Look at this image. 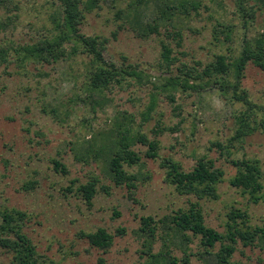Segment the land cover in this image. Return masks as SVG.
Masks as SVG:
<instances>
[{"label":"rangeland","instance_id":"1","mask_svg":"<svg viewBox=\"0 0 264 264\" xmlns=\"http://www.w3.org/2000/svg\"><path fill=\"white\" fill-rule=\"evenodd\" d=\"M9 1L0 3V47L11 50L10 62L0 65V209L15 208L29 215L23 231L45 264H98L100 258L108 264H148L145 238L138 233L141 218L151 215L159 221L196 201L206 223L220 232L226 231L232 207L248 212V225L264 228V199L253 202L249 193L230 182L237 173L231 162L235 158L259 160L264 183V129L231 145L243 103L225 97L215 83L197 91L155 86L171 73L179 74L183 63L202 69L219 53L238 55L245 36L264 33V9H258L255 18H246L250 23L246 28L236 0H198L200 8L190 16L176 17L175 24L161 23L158 30L144 35L145 24L159 15L161 0H97L80 31L105 40L106 59L134 67L143 78L128 77L97 91L89 86L90 57L84 53L57 62L30 61L24 68L19 65L13 48L49 37L60 5L57 0ZM256 4L261 3L247 1V7ZM134 11L139 12L140 22ZM217 22L234 26L232 41L225 42L223 34L216 38ZM164 43L178 58L171 73L162 64ZM67 47L71 51V45ZM242 90L255 103L264 105V70L249 63ZM153 95V119L144 122L142 112ZM122 113L133 115L126 124L133 132L160 141L158 158L147 155L148 144L137 142L133 146L142 156L143 166L125 165L126 169L144 174L133 196L127 185L110 179L103 158L93 153L82 156L109 142L117 122H122ZM257 118L262 119L260 111ZM159 122L166 130L156 136L153 129ZM201 157L211 158L224 170L216 199L199 200L196 194L181 193L166 180L167 167L162 164L166 158L190 171ZM55 160L63 162L69 173L57 171ZM93 176L101 182L97 195L88 203L78 187ZM101 227L114 235L107 249L92 245L86 236ZM119 229L125 231L120 234ZM162 231L157 233L154 253L161 251L166 241ZM170 245L174 256L185 255L182 248ZM190 248V264H204L197 255L203 248L200 239L196 238ZM233 260L264 264V245L256 242L245 246L239 241ZM11 263L12 254L0 247V264Z\"/></svg>","mask_w":264,"mask_h":264},{"label":"trees","instance_id":"2","mask_svg":"<svg viewBox=\"0 0 264 264\" xmlns=\"http://www.w3.org/2000/svg\"><path fill=\"white\" fill-rule=\"evenodd\" d=\"M60 5L59 14L53 16L54 29L49 37L40 39L34 44L19 45L13 49L18 54L17 61L24 68L27 62L51 63L60 61L73 54L84 53L90 57L89 86L92 90L103 91L112 83H121L128 77L142 81V75L132 66H119L106 59L105 40L99 36H86L80 31V26L86 18V14L91 12L97 4V0H57ZM144 0H139L142 3ZM248 0H236L237 8L244 18V25L249 26V18H255L258 9H264V0H259L261 4L247 7ZM0 3L10 4L9 0H0ZM198 0H161L158 4L159 15L144 26V35L147 32L158 30L161 23H172L176 17L181 15L190 16L193 11L200 8ZM134 17L140 22L138 11H134ZM248 18V19H246ZM234 26L217 22L215 25V36L224 35L225 42L233 40ZM179 35L180 33H176ZM175 34V35H176ZM67 44L71 45V51ZM10 48L0 47V65L10 62ZM162 64L165 69L172 72L178 58L173 56V48L163 44ZM254 63L264 70V33H259L256 37L245 36L242 41V49L238 55H228L219 53L214 59L202 69L190 67L183 63L178 67L179 74L171 73L163 83L156 88H182L199 90L218 84L222 94L229 97L233 102H241L245 106L240 116L237 117L238 127L235 134L230 138L231 145L234 142L244 140L254 132L264 129V105L255 103L250 95L242 90V80L249 63ZM198 65H202L200 62ZM172 100L174 98L171 97ZM156 109V99L154 95L147 109L142 112L143 121L148 122L153 119V112ZM259 111L262 119L257 118ZM122 122L118 121L116 130L107 144L101 145L98 149L91 148L82 154L83 158L89 154L96 158H103L106 165V173L117 185H127L130 188L131 196L137 182L144 177L142 172L131 173L125 165L132 166L141 164L142 156L133 149L137 142L149 145L147 155L152 158L159 157L160 141L156 138L150 139L146 133L133 132V129L126 125L132 121L133 115L122 113ZM161 123H157L153 132L160 135L165 131ZM237 167L236 175L230 180L231 184L244 192L249 193L253 202L264 199V183L262 181V167L257 159H235L231 160ZM55 168L59 172L68 174L67 166L55 160ZM167 167L166 180L175 185L176 189L185 194H196L198 199L218 198V184L224 180V170L217 167L211 158L201 157L195 167L186 171L180 162L166 158L162 163ZM100 178L93 176L87 183L78 187V192L84 199L91 203L97 195ZM101 188H104V186ZM72 189V188H71ZM0 247L12 254L11 264H45L41 255L37 251L32 239L23 231L24 223L29 219V215L15 208L5 207L0 209ZM226 231L220 232L206 223L205 215L199 201L192 202L188 208H179L173 214L164 216L157 221L153 216H143L138 233L145 238L144 252L149 255L148 264H190L193 255L190 244L196 238L200 239L203 247L197 255L204 264H243L233 260L237 250V243L242 241L245 246L256 242L264 245V228L252 227L248 225V212L238 207H232L229 211ZM163 229L165 242L161 251L154 253L153 244L157 233ZM125 230L119 229L122 234ZM92 245L107 249L111 246L114 235L107 229L101 227L94 233L86 234ZM177 245L183 249L185 255L182 258L172 254L173 248L170 244ZM220 244L219 250H216ZM53 264V263H51ZM98 264H108L104 258H100Z\"/></svg>","mask_w":264,"mask_h":264}]
</instances>
